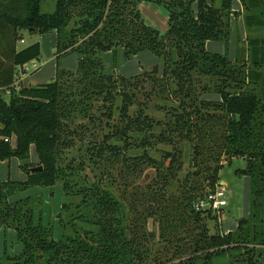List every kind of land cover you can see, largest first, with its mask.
<instances>
[{
    "label": "trees",
    "instance_id": "16d2710c",
    "mask_svg": "<svg viewBox=\"0 0 264 264\" xmlns=\"http://www.w3.org/2000/svg\"><path fill=\"white\" fill-rule=\"evenodd\" d=\"M240 1L264 7V0ZM232 2L56 0L46 13L41 0H0V86L11 91L0 96V160L28 159L34 145L43 167L24 165L25 181L0 180V226L15 228L23 245L2 264H215L235 249L243 250L242 264H264L244 236L246 225L262 222L264 38L250 40L255 69L206 48L208 40L229 38ZM147 5V13L165 14L166 25L148 23ZM247 22L264 25L250 15ZM22 30L55 31L57 59L77 52V69L17 90L16 67L42 53L39 41L17 47ZM119 48L127 58L150 51L163 66L133 76L110 73L102 54ZM251 83L261 84V96ZM236 157L246 160L236 173L251 177L253 213L224 232L222 212L196 205L215 192L224 163ZM57 181L69 197L62 209L77 196V212L92 209L90 218L73 215V234L59 239L52 227L34 222L30 196L13 199ZM78 220L97 230L80 228ZM259 235L264 244L263 226Z\"/></svg>",
    "mask_w": 264,
    "mask_h": 264
},
{
    "label": "rangeland",
    "instance_id": "374dc122",
    "mask_svg": "<svg viewBox=\"0 0 264 264\" xmlns=\"http://www.w3.org/2000/svg\"><path fill=\"white\" fill-rule=\"evenodd\" d=\"M215 7H222V0H208ZM56 8V0H41V12H53ZM148 5L144 6L143 11L146 14L145 17L149 24L158 27L159 25H166L165 14L159 16V13H147L149 11ZM252 16L258 19H264V7H251L244 5L240 0H233L232 8L226 12L225 18L230 23V35L227 40H208L206 42V48L208 51L215 53H221L228 56L235 63L243 64L249 68L255 69L252 62V51L250 47L251 39L264 38V25H249L247 17ZM159 24V25H158ZM26 43H17L19 47L29 45L37 37H34L28 30H22ZM41 40V56L36 60L35 64H28L30 71L31 82H37L32 84L33 86L48 83L54 80L61 70L75 71L78 67L79 55L77 52H68L57 59V36L54 32H47L41 36H38ZM103 61L106 69L110 73L133 76L143 72L144 70H150L155 65L163 66V60L156 54L150 51L140 52L139 54L127 58L124 54V50L119 48L116 53L105 52L102 54ZM41 66L36 69L33 66ZM36 69V70H35ZM28 83V81H27ZM251 88H254L258 95H262L261 84L251 83ZM11 94V91H10ZM7 91H0V96L9 98ZM150 113L157 117L163 115L162 112L150 109ZM189 150H186V161L188 162ZM38 154L34 145L31 147V155L28 159H19L17 157H11L10 159L0 160V180H13V181H25L27 179V171L23 168L24 165H37ZM39 166V165H37ZM35 166V167H37ZM246 167V160L241 157L232 159L231 162L226 161L223 168L220 170V182L224 184L219 187L225 190L224 198L227 204L222 208H219V212H222V230L224 232L236 231L239 220L243 218H249L253 213L252 208V180L251 177L244 174H237V169ZM154 170L148 169V177H152ZM148 179V178H147ZM146 180V179H144ZM30 196L34 201V222L42 223L44 225L52 227L53 236L55 239H59L62 235H72L74 230L70 221L73 215L82 213L84 217L90 218L92 216V209L89 206H80L77 212L76 205L81 202V197L72 198V203L68 208L62 209L65 201H68L69 197H66L63 190V183L57 181L53 186H33L29 189L17 194L13 199L25 198ZM261 207L259 217L262 219V226L264 230V195L261 198ZM61 213V220L58 217ZM261 223L257 219L256 223L251 222L250 225L245 227V240L250 243V246L256 245L257 250H261L263 256L260 258L264 263V244L259 242L262 237L259 235L262 230ZM80 228H90L97 230V227L89 222L79 221L75 223ZM150 228L158 233L157 225L149 223ZM254 231H258L255 236ZM248 234V238H247ZM23 245L18 238V234L13 227L0 226V264H2L5 255H15L22 251ZM244 257L243 250L235 249L229 250L221 254L214 259L215 264H242Z\"/></svg>",
    "mask_w": 264,
    "mask_h": 264
},
{
    "label": "built area",
    "instance_id": "2783aa9c",
    "mask_svg": "<svg viewBox=\"0 0 264 264\" xmlns=\"http://www.w3.org/2000/svg\"><path fill=\"white\" fill-rule=\"evenodd\" d=\"M24 42V40H21ZM30 69L29 67H26L25 65L21 66V71L20 73H27L29 72ZM19 78V74H18ZM15 88H18V86ZM225 196V190L221 187H217L215 192L208 194L205 199H202L197 203V208L198 209H206V208H212V209H219L222 208L227 204L226 199L224 198Z\"/></svg>",
    "mask_w": 264,
    "mask_h": 264
},
{
    "label": "crops",
    "instance_id": "0c3cea01",
    "mask_svg": "<svg viewBox=\"0 0 264 264\" xmlns=\"http://www.w3.org/2000/svg\"><path fill=\"white\" fill-rule=\"evenodd\" d=\"M46 13H49V12H46ZM51 32H54L55 34H56V36H57V33L55 32V31H51ZM34 35V37H37L34 41H32L30 44H32V43H34V42H36V41H39L40 43H41V40L38 38V36H41V35H43V34H38V33H35V34H33ZM24 40V42H22V41H20V43H26V40L25 39H23ZM56 45H57V43H56ZM17 47L18 48H21V47H19L18 45H17ZM40 58V57H39ZM38 58V59H39ZM38 59H34V60H32V61H30V62H28V63H26V64H24L26 67H28V64L29 63H31V64H35V62H36V60H38ZM41 66H38L37 67V65H34L32 68H33V70H34V68H36V69H38V68H40ZM30 69V68H29ZM35 69V70H36ZM20 71H21V66H18V67H16V69H15V78H14V83L12 84V85H14V86H18V88H16L17 90L20 88V87H28V86H32V84H34V83H37V82H31V80H30V75H28V72L27 73H20ZM18 74H19V78H18ZM27 81H28V83H27ZM44 84V83H43ZM0 91H7V93H8V95L10 94V89H7V87H2V86H0ZM7 98V97H6ZM224 184V183H223Z\"/></svg>",
    "mask_w": 264,
    "mask_h": 264
},
{
    "label": "water",
    "instance_id": "95a60500",
    "mask_svg": "<svg viewBox=\"0 0 264 264\" xmlns=\"http://www.w3.org/2000/svg\"><path fill=\"white\" fill-rule=\"evenodd\" d=\"M42 169H43V167L41 165H39L37 167L32 168V171L42 170ZM222 184H223V182H220V185H222Z\"/></svg>",
    "mask_w": 264,
    "mask_h": 264
}]
</instances>
